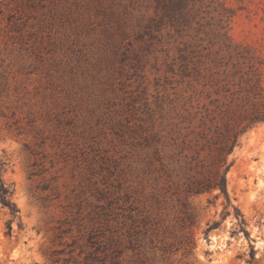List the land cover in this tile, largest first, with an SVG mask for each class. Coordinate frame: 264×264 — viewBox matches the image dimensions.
Wrapping results in <instances>:
<instances>
[{
	"label": "rangeland",
	"instance_id": "374dc122",
	"mask_svg": "<svg viewBox=\"0 0 264 264\" xmlns=\"http://www.w3.org/2000/svg\"><path fill=\"white\" fill-rule=\"evenodd\" d=\"M219 47L264 87V0H0V187L17 209L0 203V264H101L87 237L120 264H264V122L228 156L243 224L217 190L187 191L178 154L180 101Z\"/></svg>",
	"mask_w": 264,
	"mask_h": 264
},
{
	"label": "trees",
	"instance_id": "16d2710c",
	"mask_svg": "<svg viewBox=\"0 0 264 264\" xmlns=\"http://www.w3.org/2000/svg\"><path fill=\"white\" fill-rule=\"evenodd\" d=\"M207 54L211 58L205 66H196L189 92L180 101L178 154L187 171V191L200 194L217 190L214 198L222 195L227 209L232 206L226 188V174L232 164L228 156L241 135L264 122V87L258 67L244 69L240 62L231 61L234 56L244 59L242 50L219 47ZM3 164L0 160V176ZM10 194L8 188L0 187V203L15 216L17 209L9 200ZM232 207L243 224V215ZM218 225L213 222L207 230ZM7 228L9 231L10 226ZM87 243L91 250L85 257L101 264H120L122 250L118 246L100 244L96 237H87Z\"/></svg>",
	"mask_w": 264,
	"mask_h": 264
}]
</instances>
